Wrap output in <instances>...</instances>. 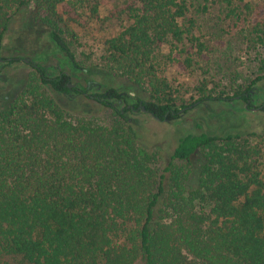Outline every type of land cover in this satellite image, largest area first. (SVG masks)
Instances as JSON below:
<instances>
[{
    "label": "trees",
    "instance_id": "1",
    "mask_svg": "<svg viewBox=\"0 0 264 264\" xmlns=\"http://www.w3.org/2000/svg\"><path fill=\"white\" fill-rule=\"evenodd\" d=\"M222 1L264 64V5L252 17L257 0ZM104 4L128 24L105 40L89 76L147 90V112L168 124H181V113L203 100L253 102L251 85L225 96L203 83L195 102L178 104L165 72L188 71L194 49L204 47L186 19L189 0H0L2 67L22 60L15 49L2 53L4 34L23 11L47 28L50 43L29 57L24 87L0 109V251L28 264H264V145L197 125L159 169L129 109L118 105L128 96L116 86L87 94L112 111L110 124L73 116L51 95L70 92L68 75H49L36 61L62 59L76 70L72 24L98 16Z\"/></svg>",
    "mask_w": 264,
    "mask_h": 264
},
{
    "label": "rangeland",
    "instance_id": "2",
    "mask_svg": "<svg viewBox=\"0 0 264 264\" xmlns=\"http://www.w3.org/2000/svg\"><path fill=\"white\" fill-rule=\"evenodd\" d=\"M247 0H244V2ZM253 4L255 17L264 0ZM256 0L254 1V3ZM187 17L194 22L192 30L199 42L203 44L202 51L194 49L193 66L185 72L169 68L165 75L176 88L180 101L178 104H192L199 95L195 94L196 87L205 83L207 88L216 92L224 90L225 96H233L237 88L245 89L251 85V90H257L264 97V64L260 49L251 42L246 25L237 22L229 15L222 0H189ZM238 4V2L236 3ZM24 12V14H23ZM25 17V11H23ZM108 10L104 4L98 16L94 18L82 16L72 24L77 34V42L72 44L74 55L83 68L96 63V59L104 52L105 40L116 35L123 26L128 24L125 15L118 16ZM30 14V9L26 10ZM19 15L14 17L8 31L4 34V51L13 49L22 52L24 56H36L50 49L47 28L34 22L29 16L25 19ZM187 42V41H186ZM15 53V52H14ZM31 68L25 62H19L2 72L10 80L6 85L0 81V92L12 88L11 97H15L24 87ZM89 80H97L111 85L127 86L131 93H136L140 99L148 101L149 93L135 85H127L121 78H100L88 76ZM75 79H72L74 82ZM13 84V87L11 86ZM4 92V91H3ZM57 103L73 116L90 117L101 124H110L116 119L112 111L96 104L90 99L79 98L75 103L67 98L50 91ZM215 95V93H212ZM258 106V105H257ZM138 131V141L144 148L156 153L153 167L162 169L173 152L178 138L187 129L240 133L243 139H248L252 145H264V110L245 109L244 102L234 100L207 99L196 103L193 110L187 114L181 113V124L160 122L148 113L131 115ZM137 124V125H136ZM232 124L235 125L232 127ZM181 165L180 162H177ZM264 171V158L260 162ZM0 264H28L20 256L6 255L0 251Z\"/></svg>",
    "mask_w": 264,
    "mask_h": 264
},
{
    "label": "flooded vegetation",
    "instance_id": "3",
    "mask_svg": "<svg viewBox=\"0 0 264 264\" xmlns=\"http://www.w3.org/2000/svg\"><path fill=\"white\" fill-rule=\"evenodd\" d=\"M14 53V50H13ZM2 55H4L2 53ZM5 56V55H4ZM20 57L22 60H18V62H16L15 64L19 63V62H25L27 64V61H29V57H25L24 55H22V52L20 50H18L17 54L14 55V57ZM5 63L4 60L0 59V81L3 82L6 87H7V82L10 80V78L6 75H2V72L4 70H6V68H9L11 66L8 67H2V64ZM13 64V65H15ZM36 64H41V65H45V68H47V74L49 75H53V76H57L60 75L61 73H64L66 75H68L69 81L66 83L67 88L70 90L69 93H61L59 92L58 94L67 98L69 101L71 102H76L79 98H84V99H90L93 102H95L96 104H99L103 107H105L104 105H102L101 103H99L98 101L92 99V98H88L87 94H89L91 92L90 89H92L93 87H97L99 90L102 89L103 87H106V83L104 84L103 82L97 81V80H89L88 79V74H87V68H83L82 66H76V70H73L70 68V66L67 64H65V62L62 59H45V60H37ZM12 65V66H13ZM32 70V68H31ZM94 77V76H92ZM99 77V76H97ZM72 79H75L74 82H72ZM13 87V84L11 85ZM117 87V89L120 91V93H122L123 95H127V102L121 101L119 102L118 105L121 106V108L123 109V107H127L129 110L127 111L128 116H129V120L133 121L134 125H135V121L134 119L131 117V115H136V114H140V113H148L150 116H152V114H150L149 112H147L145 106L143 105L144 100L140 99L138 95H136V93H131V90L127 89L126 86H118V85H114ZM12 88L10 87V90L4 89L3 91L0 92V109L2 108L3 104L5 103V99H7L9 96H11V91ZM101 91V90H100ZM251 96L253 99L252 104H250L248 101H244L241 97H235L234 101H239V102H244L245 104V109H249V110H256V109H263L264 110V97L263 99H261V95L258 94L257 90L253 91V89L251 90ZM130 97V98H129ZM250 104V105H249ZM258 105V106H257ZM107 108V107H106ZM153 117V116H152ZM156 120L160 121V122H165V121H161L158 118H155ZM137 125V124H136Z\"/></svg>",
    "mask_w": 264,
    "mask_h": 264
}]
</instances>
